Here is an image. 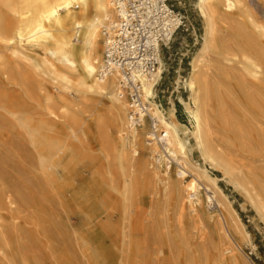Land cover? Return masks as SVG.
<instances>
[{"label":"bare ground","instance_id":"6f19581e","mask_svg":"<svg viewBox=\"0 0 264 264\" xmlns=\"http://www.w3.org/2000/svg\"><path fill=\"white\" fill-rule=\"evenodd\" d=\"M245 1L196 0L203 33L188 77L182 82L187 96L177 97L188 125L178 121L173 103L166 110L153 105L150 116L155 121V131L165 133L158 139L146 121L140 128H130L128 104L117 75L98 77L101 45L106 40L103 29L109 32L114 18L111 0H0V43L42 52L41 59L32 61L29 72L38 96L34 123L18 113V86L26 85V76L16 67L0 62V71L14 70L18 76V80L0 79V207L14 205L18 199L19 144L30 150L31 176L43 191L72 189L70 179L82 180L89 175L97 189L101 219L120 215L124 222L129 221L135 213L133 197L139 173L152 178L164 193L179 198L186 215L194 218L206 213L211 205L224 215L229 200L217 179L209 175V167L245 195L264 225V184L252 188L235 172L229 152L215 138L212 124L215 112L211 107L216 105L218 116L237 140L247 146L254 142L256 134L259 143L264 142V19L260 21L248 11ZM164 72L160 59L155 74L140 78L146 99L153 95ZM42 82L52 84L55 94L45 91ZM237 91L245 105L241 120L225 110V99H233ZM86 95L106 99L104 113L85 116L80 104ZM58 124L70 143L85 149V141L93 140L98 143V153L85 150L83 161L77 160L65 141L55 140ZM193 153L198 155L200 164L191 161ZM8 171L15 179L13 186L6 183ZM231 215L241 242L250 245L244 225ZM1 218L0 215V241L4 242L7 234L2 231ZM226 251H241V246L232 242ZM98 252L101 264H140L139 254L131 247L127 223L120 234L114 222L103 225ZM22 257L27 264L44 261ZM54 260L58 263L56 257ZM163 260L156 252L149 264ZM70 261L65 257L58 264H71Z\"/></svg>","mask_w":264,"mask_h":264},{"label":"rangeland","instance_id":"374dc122","mask_svg":"<svg viewBox=\"0 0 264 264\" xmlns=\"http://www.w3.org/2000/svg\"><path fill=\"white\" fill-rule=\"evenodd\" d=\"M176 4L186 19L188 29L178 33L164 49L162 61L165 72L153 92L162 103L163 110L173 103L178 121L188 125L177 97L187 96L182 82L190 72L192 57L202 37L203 24L196 9V0H177ZM245 4L247 10L260 21L264 19L263 1L246 0ZM102 48L103 44L100 52ZM41 57L39 49L26 46L23 49L12 48L0 43V62L16 67L27 78L23 88L18 86V113L32 123L38 117L39 107L36 87L29 72L32 61ZM4 72L0 71V79L7 77L18 80L14 70ZM42 84H45V91L55 94L52 84ZM225 101L226 113L241 120L245 108L241 93L237 91L233 99L227 98ZM107 106L106 99L92 95L84 96L80 104L85 116L104 113ZM211 108L215 112L212 124L217 142L223 143L219 144L229 152L235 172L245 178L250 187L258 188L264 184V142L259 143L255 134L254 142L244 145L218 116L219 108L216 105ZM81 118L84 116L81 115ZM261 129L264 133V120ZM54 137L57 141H65L75 152L77 160L83 159L85 150L94 155L98 153V143L93 140L85 141V149L70 143L59 124ZM29 152V149L18 144V199L14 205L0 207L2 231L7 234L6 240L0 241V264H27L22 255L39 258L41 262L44 260L43 264H58L65 257H69L71 264H101L97 257L98 243L102 226L110 225L111 221L118 227L119 234L124 223H127L131 247L136 255L139 254L140 264H149L156 252L164 259L159 264H264V225L255 216L245 195L209 167V175L217 179L218 186L229 200V205L223 210L224 215L215 205L208 206L206 213H199L194 218L186 215L181 210L179 198L170 192L164 193L152 178L139 173L133 197L135 213L131 214L128 222H124L120 215L107 220L99 218L97 189L87 174L82 180L70 179L73 188L66 191L52 193L39 189L31 176L33 162ZM190 159L194 164H200L196 153ZM171 165L175 167L173 162ZM5 177L6 183L13 186L15 179L9 171ZM190 178L188 176L186 180ZM231 214L244 225V230L250 235V245L241 242ZM118 239H121V235H118ZM232 242L240 245L241 251L227 252ZM22 247L24 251L19 250ZM115 252L119 253L117 250Z\"/></svg>","mask_w":264,"mask_h":264},{"label":"built area","instance_id":"2783aa9c","mask_svg":"<svg viewBox=\"0 0 264 264\" xmlns=\"http://www.w3.org/2000/svg\"><path fill=\"white\" fill-rule=\"evenodd\" d=\"M176 2L111 0L114 18L110 22L109 32L103 29L106 40L97 72L100 79L117 75L122 95L128 104L130 128H140L146 121L150 132L158 139L165 133L155 131V121L150 112L153 105L163 110L162 103L154 92L147 99L143 96L140 78L155 74L164 49L178 33L188 29ZM159 146L163 149L161 141Z\"/></svg>","mask_w":264,"mask_h":264}]
</instances>
